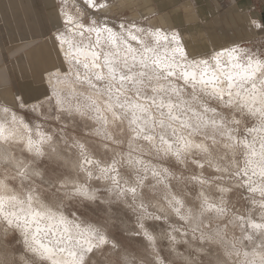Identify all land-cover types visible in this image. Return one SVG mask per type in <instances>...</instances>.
Listing matches in <instances>:
<instances>
[{"label":"snow or ice","instance_id":"1","mask_svg":"<svg viewBox=\"0 0 264 264\" xmlns=\"http://www.w3.org/2000/svg\"><path fill=\"white\" fill-rule=\"evenodd\" d=\"M111 4L112 0H87V7L95 9L97 13L94 18L90 17L85 21L91 25L88 31L94 32L97 37L96 46H99L101 34L104 33L106 34L104 39L110 43L115 51L104 54L102 66L98 63L101 55L99 52L85 53L79 49L77 50L81 55L91 57L90 60H77L78 63H83V68L87 70L83 77L78 75L77 79L94 90L95 96H86L87 103L78 105L75 112L82 118L87 117L103 125L112 124L117 128H122L124 122L127 121L130 137L113 136L105 127L104 139L110 142L111 145L127 143L129 150L124 153L113 147L111 148V155H109V143L102 145L105 151L101 152L94 144L89 142L87 136H82L81 139H71L69 146L76 150L75 159L72 160L66 158L61 152H57L53 147L51 142L54 134H46L37 128L36 135L38 138L33 140L28 137L25 144L27 151L33 154L32 162L35 163L45 156L41 146L46 143L49 144L51 150L48 153V158L50 161L63 162L62 166L72 164L78 172L84 173L85 184L76 185L74 191L77 195L91 201L98 200L100 197L97 193L101 191L99 187L89 190L86 186L87 181L93 177V173H97L95 177L97 180L108 181L109 184L104 186V191L110 195L105 198L104 203L111 206L119 202L116 206L117 213L124 211L135 216L131 234L145 252L151 249L150 255L152 258L147 260V264H264V137L261 138L259 150H257L254 144L246 138L237 139L233 135V131L225 126L223 120L219 122L214 119L209 121L204 119L202 114L193 112L196 122L190 123L188 119H182L180 115L176 114L174 109L180 106L174 104L170 98L166 101L165 96L169 92L177 96L180 95L179 89L174 84L169 83V77L177 76V69L180 78L186 83L188 81H195L203 85L213 83L214 94L221 99L225 92L217 87L214 82L223 83V81L215 73L205 79L208 60H189L188 57L193 54L185 49L179 32L165 33L160 28L155 30L152 28L145 29L139 27L136 21H124L116 25L115 27L120 29L119 32L115 31L114 27H109L107 20L102 19V17L109 14ZM61 14L65 16L66 24L75 23L78 28H84L85 25L75 21L71 15ZM245 20L251 28H258L260 32H264V17L256 20L245 16ZM59 22L60 15H57L53 22L57 34L53 35L52 39L54 42L59 41L63 45L69 42L66 40L64 33L59 31ZM79 34L82 36L84 32L81 31ZM160 41L173 45L171 57L162 58L157 54ZM69 48L71 49L70 43ZM165 51H168L167 46H165ZM236 51L235 48L228 50V55L234 60L239 59L235 55ZM221 55L220 52H217L213 57L217 66L220 64L219 58ZM200 65H204L205 69L197 79L195 69ZM233 67L243 69L242 74H238L241 80L253 81L258 72H264V61L253 60L249 57L246 67L240 64H234ZM225 77L228 81V89H238L235 92V96L240 97L237 110L241 112L246 110L250 116L259 114V128H246L245 131L249 134H253L258 130L264 132V91L258 89L256 83L253 82L251 88L245 90L241 95L239 89L243 88L244 85L235 83L231 74L226 73ZM94 81L102 82V84L98 86ZM161 81H164V83H161ZM260 83L264 85V79ZM2 87L4 85L0 83V88ZM227 95L229 97L227 103L232 104L233 92L228 91ZM44 96L45 100L39 101L37 104H30V98L21 89H16L11 98L0 94V111L11 112L12 109L19 110L28 107L32 112L44 109L41 115H46V104L63 109L61 98L54 87L51 94L46 90ZM101 97H106V99L101 100ZM257 104L259 107H257ZM154 110L159 113L158 117L154 115ZM204 111L215 112V109L205 107ZM12 117L13 120L16 119L14 112ZM61 118H66L63 111L54 113L53 119L59 120ZM20 123L25 129L29 128L22 120ZM231 123L239 125L241 121L233 118ZM209 126L214 131L219 130L222 137H227V142L222 145L223 149H230L233 152L239 149L246 156L243 168L237 167L236 162L231 157L228 158L227 162H224L225 157H228V152L225 151L223 155H220L216 147L218 141L215 135L205 132L203 133L204 139L199 143L196 142L193 137L201 134L202 129ZM85 127H89V125L85 124ZM93 131L95 135L101 133L100 129H94ZM7 138L4 126L0 125V139ZM141 139L147 142L150 154L161 156L162 159L174 158L175 164L192 169L191 174L184 179L199 185L200 190L195 196V200L199 201L198 204L194 201H188V203L193 204V207H186L185 197L187 193L181 190L178 184L172 185L173 188L177 189L175 193L166 192L163 203L150 195L155 185L149 179L148 173L150 172L156 183H163L167 190L169 186L166 180L168 177L173 176V172L168 168L149 167L139 156L134 158L133 144ZM81 140L84 142L82 143ZM208 141H211V143H208ZM65 143L69 144V139H65ZM140 150L142 151V149ZM95 156H98L99 159H95ZM255 157L259 159H253ZM2 160H9L10 166L16 169V175L22 180L29 179V176L41 175L35 168L30 167V164L25 160H13L7 156H0V161ZM257 167L259 168L258 174L261 177L259 184L252 179V176L257 175ZM250 168L251 174L249 172ZM209 169H214L215 173L219 175H205ZM224 173L230 174L227 184H225ZM61 180L64 183L70 182L62 173H58L51 182L58 183ZM240 189L259 194V201L255 199V196L248 198L252 204L259 205L260 215L258 218L253 215L250 208L242 205L243 211L237 212L235 206L229 203L231 198L243 199ZM9 191L8 185L0 180V218L5 220L9 226L4 229L3 233H0V248L4 247L3 236L9 230H19L23 238L21 242L27 249L41 256L46 254L47 258L51 259L57 250L41 243L38 238L39 228L33 232L29 227V217H31V221H37L38 217L42 218L49 215L50 210L42 212L32 209L33 196L29 193L27 195L29 202L27 214L18 215L16 212H5V203H23L14 194L6 195ZM229 208L233 210L230 212ZM20 211L24 213L23 208ZM205 213L212 214L205 217L207 219H219L227 216L225 228L229 223L239 226L241 235L239 237L234 236L229 240L226 239V232L219 227L215 229L211 227L204 228L203 220L199 218L204 217ZM172 216L178 217L179 221L186 223L182 224L180 228L170 226L171 233L167 230L157 231L156 225L149 222L161 219L167 220ZM49 218H51L50 215ZM109 219H111V216H109ZM60 223H64L63 217H61ZM192 223H195L196 227H192ZM76 227L79 229V225ZM64 231L68 232V228L65 227ZM197 232H199V235H196ZM172 233H175V235ZM257 233H259L260 241L258 250L255 244ZM71 239V237H68L69 241ZM162 239L170 241L169 255L161 256L160 251L157 250V242ZM193 241L197 242L195 252L191 250ZM244 241L251 242L252 250L250 252L243 250L246 247ZM61 242L60 240L55 241L56 244ZM178 244L184 248V252L176 251V245ZM73 247L80 249L81 254L79 256H77L76 251L67 246L59 249V252L67 251L68 256L72 257V260L65 262V264H85V256L88 253H91L92 257L87 264H114L113 256L118 258L115 264H133V261L123 254L127 250L124 240L108 231L107 222L101 228L89 225L88 228L81 230V239ZM185 252L187 255H185ZM5 253L8 254L7 249H5ZM171 253H175L176 258H173ZM241 256L244 259H233V257L239 258ZM6 264H15V262L6 261ZM53 264H60V262L53 260ZM141 264H145V261L142 260Z\"/></svg>","mask_w":264,"mask_h":264},{"label":"rangeland","instance_id":"2","mask_svg":"<svg viewBox=\"0 0 264 264\" xmlns=\"http://www.w3.org/2000/svg\"><path fill=\"white\" fill-rule=\"evenodd\" d=\"M58 1L61 11L62 9H66L67 11L71 12L72 15H74L73 18L75 19V21H79V23H83L85 25L83 29H80L76 26V24H72L73 26H71L70 24L63 25L64 22H62L61 20L63 24L59 28V30H62L64 27H69L71 29L70 31H68L67 37L71 44V52L68 51V54H65L60 42L53 41L52 36L55 35L54 32H56L54 31L51 34V39L53 41L54 47L51 45L49 46V44L47 48L45 46H42L43 49L46 48L53 52L54 59H49V54H46V59L40 58V60H42L44 63L39 66L32 62L33 60H31V64L27 65V62L22 59L18 63H14L12 65L11 71L16 75V79H22L18 86L16 83L15 85L17 89H21L27 94V96L30 98V104H37L39 101L45 100L46 98L44 96V92L47 90L48 93L51 94V91L54 87L61 98L63 109H60L58 107L54 108L53 106H49L46 104V115H41L44 109H39L37 112H32L28 109V107L19 110L12 109L11 112L0 111V125L4 126L5 136L8 137L7 139H0V156H7L12 158L13 160H25L30 164V167L35 168L36 171H39L41 173L40 176H29V179L22 180L16 175V169L10 166L9 160H2L0 161V180H3L5 184L8 185L10 191L6 194L16 195L17 199L23 201V203L28 202L27 195L30 193L33 196V200L31 201V203H35L38 205V208H36L37 210H39L43 205H46L45 207H50L54 209L55 212L57 211V213L60 212L59 214H64L65 217L67 216L69 220L80 223L84 226L91 225L96 228H101L105 225V222H107L108 231H110L114 235L121 237L124 240V243L127 246V250L123 254L128 256V259L132 260L133 264H141L142 260L145 261V264H147V260H150L152 258L150 255L151 249L145 252L143 248L139 244H137L136 238H134L131 234V230L134 227L135 216L130 212L125 213L124 211H121L117 213L116 206L119 202L111 206L104 203L105 198L110 195L104 191V186L109 184L108 181L97 180L95 178L97 173L94 172L93 177L87 181L86 186L89 188V190H93L94 188L99 187L101 191L98 192L97 195L100 198L95 201L88 200L82 196L76 195L74 191L76 185L85 184L86 178L83 172H78L72 164L62 166L63 162L55 163L53 161H50L48 158V153L51 149L49 147V144L47 143L41 146L43 151L45 152V156L40 158L39 161H36L35 163L32 162L33 154L29 153L25 148L28 137H31L33 140H36L38 138L36 132L37 128H39V131H42L46 134H54L53 141L51 142L53 147H55L57 152H61L66 158H71L72 160L75 159L76 150L69 146L71 143V139H81L82 136H87L89 142L94 144L95 147L98 148L101 152L105 151L102 145L104 143H109V155H111V148L113 147H115L117 151H123L124 153H127L129 150L127 143H122L120 145H111L110 142L104 139L105 127L109 132L113 134V136L120 135L122 138L130 137V131L128 129L127 121L124 122L122 128H117L112 124L103 125L96 120L88 119L87 117L82 118L78 113L75 112V108L78 105L87 103V101L85 100L86 95L95 96L94 90L90 89L86 83H83L81 80L77 79L78 75L80 77H83V75L87 71L83 68V63H78L77 60H90L91 57L81 55L75 50L77 48H80L83 49L85 53L91 51L99 52L101 55L98 63H100L102 66L104 54L110 51L114 52L115 50L111 46L107 45L106 42L101 40L99 46H96L97 37L95 33L88 31V28L91 25L90 23H86L85 21L90 17H95L92 16V13L97 14L95 9L87 7L86 3H70L66 5L64 4V0ZM151 1L153 2L150 4H141L136 6L131 5L130 7H126L123 4L125 3V0H117L115 5L112 2L111 11L106 17H102V19L105 18L104 20H107L108 26L114 27V30L117 32H119L120 29L118 27H115L116 25H119L124 21H136L139 27L145 29L152 28L153 30H155L156 28H160L164 32L180 31L179 33L183 35L181 30L187 28L188 25H185V23L182 26L179 25V27L181 28L179 29L178 24L180 23L177 20L179 16H157L159 10L164 9L165 7L164 5L158 4L157 1L161 0ZM156 10L158 12H156ZM175 19L177 20L176 23ZM81 31L84 32V35L82 36L79 34ZM190 34L191 40H189L190 42L188 43V45H186L187 47L189 46V48H191L190 52L193 54V58L199 57L206 58V60H211L215 52H220V48L208 49L207 47L206 49L208 50L205 49L206 51L200 49L202 47H205L204 45H202L200 48L198 46L193 47L194 42L192 41V39L195 38V36L200 38V41H202L203 38L201 37L199 31L196 32V30L190 31ZM64 35L67 36L66 33H64ZM48 39L49 36L45 37L44 41ZM186 39L187 38H184L185 42L187 41ZM230 47L237 49L236 54H238V61L240 64L246 65L249 57H251L252 59H259L264 61V36ZM241 49L243 51H240ZM31 66L32 68L30 69ZM50 66L52 69L48 71V68ZM43 70L47 71L43 72ZM104 71H106V69H104ZM38 72H42V74H37V76H35L36 80H34L32 75ZM37 77H40L41 79ZM49 81L51 82L49 83ZM169 81H172L173 84L176 82L174 85L180 89L183 97V102H185L189 106L193 105L195 110L197 109L196 111L199 112L200 110L199 113L202 114L207 113V115L212 118V120L214 119L218 122L223 120L224 118L223 122L225 126L233 131V135H235L237 139L246 138L247 140H249V142H251L252 139L254 140L259 136L257 132L249 134L247 131H245L246 128L251 127H256L258 129L257 126H259V114H257L256 116H250L247 114L246 110H244V112L238 111L237 105L228 104L226 102L223 103L222 101L218 102L219 100L215 99L213 95L201 89H198L197 91L191 85L183 82L182 79L179 78V76L169 77ZM162 82L164 83V81H161V83ZM94 83H97L98 86L102 84V82L95 81ZM168 94L165 97L170 98L171 101L174 102V104L181 105V103H183L181 102V99L178 100L179 97L170 96ZM189 94L191 97L189 96ZM191 98L193 99L191 100ZM100 99L103 100L106 99V97H101ZM193 103L195 104V106ZM205 107H207L208 109H215V112L208 111L210 112L208 114V112L204 111ZM59 111H63L66 118H61L59 120L53 119L54 113ZM164 111L167 112L166 109H164ZM178 111L180 110L176 108V114H178ZM13 112L16 115L15 120H13L12 117ZM105 115L107 114L105 113ZM154 115L158 117L159 113L155 112L154 110ZM233 118L240 120L241 123L239 125L232 124L231 121L233 120ZM21 120L29 126L28 129H25L23 127V125L20 123ZM85 124L89 125V127H85ZM94 129H100V135H95L93 131ZM204 130L205 129H202L201 134L193 137L196 142L199 143L204 139L203 133L205 132L211 135H215L216 140L218 141L216 147L218 148L220 155H223L225 151L228 152V157H225L224 162H227L228 158L231 157L232 160L236 162L237 167H244L246 156L239 149H237L235 152L230 149H223L222 145L223 143L227 142V137H222L219 130L214 131L211 126L206 128L205 131ZM157 131H159V129H157ZM65 139H69V144L65 143ZM258 139H260V137ZM81 142L83 143L84 141L81 140ZM208 143H211V141H208ZM133 149L134 158L136 156H139L149 167H155L157 169L168 168L171 172H173V176L168 177L166 180V183L169 186L167 190L165 189L163 183H156L155 179L151 177L150 172L148 173L149 179L152 180V183L155 185V188L150 194L151 196L155 197L157 200L163 203V197L165 196L166 192L175 193L177 189L173 188L172 185L178 184L179 188L187 193V196L185 197L186 207H193V204L188 203V201H194L196 204L199 203L198 200H195L196 193L200 190L199 185L190 183L184 179L186 176H189L191 174L192 169L184 168L181 165L175 164L174 158L162 159L161 156L150 154L147 148V142L143 141L142 139L138 140L136 144H133ZM140 149H142V151ZM213 155L215 156L216 154L214 153ZM94 158L99 159L98 156H95ZM229 166L232 167L231 165ZM121 171H123V169H121ZM197 171H199V169H197ZM58 173H62L64 177H66L70 182L64 183L63 180H61L58 183H52L51 181L55 179ZM209 174L219 175L218 173H215L214 169H209L205 173V175ZM223 175L225 177V184H227L229 182L230 174L224 173ZM125 179H127V177H125ZM256 182L259 184L261 181ZM240 192L243 194V199L231 198L229 200V203L235 206V210L237 212L243 211L242 205L250 208L253 212V215L258 218L260 215L259 205L252 204L248 198L255 196V199L259 201V194L250 193L246 191V189H240ZM153 202L155 203V201ZM40 203H42V205ZM7 208L6 206H4V211H7ZM232 210V208H229L230 212ZM211 215L212 214L210 213H205L204 217L199 218L203 220L204 228L211 227L215 229L219 227L226 232V239L229 240H231L234 236L239 237L241 235V229L239 226L229 223L225 228V221L228 219L227 216L220 217L219 219L205 218ZM109 216H111V219H109ZM149 222L156 225L157 231L167 230L169 233H171L170 226L180 228L182 224L186 223L183 221H179L178 217L175 216L169 217L167 220L161 219ZM191 226L196 227V224L192 223ZM8 227L9 226L7 225V222L0 218V233H3V230L7 229ZM172 234L175 235V233ZM11 235H14L15 238L19 240L23 239L19 230H9L7 234L3 236V239ZM196 235H199V232H197ZM259 242V233H257V236L255 238L257 250L259 248ZM196 243L197 242L193 241L191 249L193 252H195ZM169 244L170 241L167 239H162L157 242V250L160 251L161 256L169 255ZM244 244L246 245V247L243 250L250 252L252 250L251 242L244 241ZM25 248L26 247L22 245L21 251H24ZM176 251L184 252V248L178 244L176 245ZM171 255L173 258H176L175 253H171ZM185 255H187L186 252ZM25 256L27 259L35 261V264H52L51 261L46 260V258L44 259L43 256L41 258L40 256H35L30 252H26ZM91 257L92 254L89 253V255L85 258V264H87L88 260ZM117 259L118 258L116 256L112 257L114 264ZM233 259H244V257H233Z\"/></svg>","mask_w":264,"mask_h":264},{"label":"crops","instance_id":"3","mask_svg":"<svg viewBox=\"0 0 264 264\" xmlns=\"http://www.w3.org/2000/svg\"><path fill=\"white\" fill-rule=\"evenodd\" d=\"M112 2L115 5L117 0ZM152 2L151 0H125L123 4L130 7ZM157 2L165 7L159 12L156 10L157 16H179L177 19L180 23L179 29H181L179 25L182 26L184 23L188 25L181 30L183 35L188 36V33L193 30L199 31L206 42L203 50L207 47L214 49L233 46L264 36V32H260L258 28H251L245 20V16L256 20L264 17V0H161ZM60 11L58 0H0V83L4 85L0 88V93L3 96L11 98L12 93L17 89L15 83L18 86L22 81V79H16V75L11 71L14 63L24 59L29 65L33 60L32 62L39 66L44 63L40 58L46 59V54H49V59H54L53 52L46 48L48 44L53 46L51 34L54 31L57 32L53 22L57 15L61 16ZM177 20L175 19V23ZM61 26L60 19L58 27ZM47 36L49 39L44 41ZM42 46L46 48L43 49ZM51 69L50 66L48 71ZM45 71L47 70H43ZM37 74L42 72L33 74L34 80Z\"/></svg>","mask_w":264,"mask_h":264},{"label":"bare ground","instance_id":"4","mask_svg":"<svg viewBox=\"0 0 264 264\" xmlns=\"http://www.w3.org/2000/svg\"><path fill=\"white\" fill-rule=\"evenodd\" d=\"M65 2H64V4H70V3H76V4H79V3H86L87 4V0H64ZM74 1V2H73ZM65 9V8H64ZM61 13H66V14H68V15H71L72 17L74 16V15H72L71 14V12H69V11H67L66 9L65 10H63L62 9V11H61ZM97 14H95V13H92V16H96ZM60 19L62 20V22H64V24L63 25H66V23H65V16L64 15H62V16H60ZM105 19V18H104ZM75 20V19H74ZM82 20V19H81ZM73 24H75V23H73ZM71 26H73L72 24H70ZM111 25V24H110ZM71 29L68 27H64L62 30L60 29L59 31L60 32H63V33H66L67 34V36L66 35H64L65 36V38H66V40L70 43V41H69V39L67 38L68 37V31H70ZM180 32V31H179ZM165 33H171L170 31L169 32H165ZM55 34H57V32L55 33ZM194 34H195V32H194ZM105 35L106 34H104V33H102L101 34V37H100V40L101 41H104V42H106L107 43V45H109V46H111L110 45V43H108L105 39H104V37H105ZM181 35V34H180ZM191 34H190V32L188 33V36L186 35V36H183V35H181V40H183L182 41V43H183V45H184V47H185V49L187 50V51H190V49L191 48H189V46L187 47V45H188V43L190 42L189 40H191V36H190ZM184 38H187L186 40V42H185V40H184ZM202 39V38H201ZM192 41L194 42L193 43V47H195V46H198L199 48L202 46V45H205L206 44V42L204 41V39H202V41H200V38H198V37H196L195 36V38H193L192 39ZM69 43H64L63 45H61L62 46V48H63V52L65 53V54H68V51L69 52H71V50L72 49H70L69 48ZM187 44V45H186ZM71 45V44H70ZM165 46H167V48H168V51L166 52L165 51ZM191 46V45H190ZM112 47V46H111ZM160 48H157V54L158 55H160L162 58L163 57H171V55H172V53H171V48L173 47V45H171V44H167V42H165V41H160V46H159ZM205 47H206V45H205ZM69 48V49H68ZM113 48V47H112ZM204 47H202V48H200V49H203ZM80 50V51H82V52H84L83 51V49H80V48H77L75 51L77 52V53H79L80 54V52H78L77 50ZM114 49V48H113ZM216 49V48H215ZM229 49H233L232 47H230V46H225V47H223V48H220V53L222 54L221 56H220V64H219V66H217V64H216V62H215V60L213 59V57L216 55V53L217 52H215V54L212 56V58H211V60H208V65H207V76L205 77V79H208L209 77H211L212 75H213V73H215L217 76H219L220 77V80L221 81H223V83H220L219 81H217V82H214L215 84H216V86L217 87H219V88H221V89H223L224 90V92H225V95L223 96V98L221 99V98H219L216 94H214V91H213V83H209V84H207V85H203V84H200V83H198V82H195V81H188L187 82V84L188 85H191L194 89H196L197 91H198V89H201V90H204L205 92H208L209 94H211V95H213V97H215V99H217V100H219L218 102H226L227 103V101L229 100V97H228V95H227V92L228 91H232L233 92V98H232V100H233V102H232V104L233 105H238L239 104V102H240V97H236L235 96V92L238 90L237 88H233V89H228L227 88V83H228V81H227V79H226V77H225V74L227 73V74H231L233 77H234V82L235 83H237V84H243L244 85V87L243 88H241V89H239V91L241 92V95H243V93L245 92V90H247V89H249V88H251V84L254 82V83H256V85H257V88L258 89H260V90H262V91H264V85H261V83H260V81L262 80V79H264V72H258L257 74H256V77L254 78V80L253 81H243V80H241L240 79V76L238 75V74H242V72H243V69L242 68H240V67H233V65L234 64H240L239 63V61L238 60H234V59H232L229 55H228V50ZM115 50V49H114ZM237 50V49H236ZM216 51V50H215ZM211 52V51H210ZM238 53V52H237ZM211 55V54H210ZM235 55L236 56H238V54H236L235 53ZM248 55V54H247ZM261 55V54H260ZM205 57V56H204ZM241 57V56H240ZM199 58V57H198ZM193 58L192 57V55L191 56H189L188 57V59L189 60H192V59H195L196 61H201V60H206V58ZM209 59V58H208ZM253 60H255V59H253ZM247 63H248V61H247ZM247 63H246V65H244L245 67L247 66ZM245 64V63H244ZM240 65H243V64H240ZM204 69H205V66L204 65H200L198 68H196L195 70H196V72H197V79H199V76L201 75V73L204 71ZM189 70H191V69H189ZM177 71V76H179V78H180V73H179V70L177 69L176 70ZM182 81L183 82H185L183 79H182ZM163 83V82H162ZM169 83L170 84H173L172 83V81H169ZM176 83V82H175ZM174 83V84H175ZM186 83V82H185ZM195 84V86H193ZM180 85V84H179ZM178 88V87H177ZM179 89V88H178ZM188 89V88H187ZM86 91V90H85ZM179 91H180V89H179ZM195 91V90H194ZM200 92V91H199ZM183 93V92H182ZM201 93V92H200ZM196 94V93H195ZM168 95H170V96H177V95H175V94H173V93H171V92H169V94ZM185 95V94H184ZM87 96V95H86ZM167 96V95H166ZM189 96H190V94H189ZM188 96V97H189ZM177 97H179L178 98V100L179 99H183V97H182V94H181V91H180V95L179 96H177ZM191 97V96H190ZM195 98V97H194ZM165 99H166V101L169 99V98H166L165 97ZM193 98H191V100H192ZM175 100H176V98H175ZM178 100H177V102H178ZM225 100V101H224ZM174 101V100H173ZM186 101V100H185ZM181 102H183V100L181 101ZM188 102V101H187ZM196 102V101H195ZM207 102V101H206ZM174 103V102H173ZM192 103V102H191ZM238 103V104H237ZM178 104H179V102H178ZM194 104V103H193ZM204 104V103H203ZM179 106L180 107H178L177 109L178 110H180V111H178V115H180L181 116V118L182 119H188L189 120V122L190 123H195L196 121H195V118H194V116H193V112H196V113H199L200 112V110H199V112L198 111H196L195 110V108L193 107V105L192 106H189L188 104H186L185 102H183V103H181V105L179 104ZM194 106H195V104H194ZM226 107V106H225ZM257 107H259V105L257 104ZM216 110H218V109H216ZM234 110H235V107H234ZM175 111H176V109H175ZM203 111V110H202ZM201 111V112H202ZM247 112V111H246ZM210 112H208V114H209ZM222 113V112H221ZM200 114H202V113H200ZM203 115V117H204V119H206V120H209V121H211L212 120V118H210L208 115H207V113L206 114H202ZM210 116H212V115H210ZM214 116V115H213ZM215 118V117H214ZM223 120H224V118H223ZM257 120V119H256ZM229 122V121H228ZM252 125V124H251ZM210 127V126H209ZM258 128H259V126H257ZM229 129V128H228ZM206 130V129H205ZM204 130V131H205ZM215 134V133H214ZM257 134L259 135L256 139H252V141L250 142V143H253L254 144V147L257 149V150H259V142H260V140H261V138L262 137H264V132H262V131H257ZM213 135V134H212ZM256 137V136H255ZM260 137V139H258ZM166 138H168V137H166ZM249 141V140H248ZM221 147V146H220ZM232 153V152H231ZM253 159H255V160H258L259 158L258 157H255V158H253ZM249 172H250V174H251V168L249 169ZM256 172H257V175H255V176H252V179L254 180V181H261V177L259 176V168L257 167L256 168ZM7 195V194H6ZM25 199V198H24ZM23 199V200H24ZM25 201V200H24ZM34 203V202H33ZM28 202H25V203H22V204H17V203H15V202H7V203H5V205L4 206H6V208H7V211H5V212H16L18 215H24V214H27V212H28ZM41 205H42V203H40ZM37 204H32L31 203V207H32V209H34V210H37L36 208H38V205L36 206ZM40 205V206H41ZM46 205H43L42 207H40V209H39V211H42V212H44L45 210H50V212H49V215H50V217L51 218H49V215H45L44 217H38L37 218V221H31V217H29V221H30V223H29V227H30V229H31V231H33V232H35L36 231V229L37 228H39L40 229V232H39V234H38V238L40 239V241H41V243H43V244H45V245H48L49 247H53V248H55L57 251H56V253H55V255H53L52 256V258L51 259H48L47 258V255L45 254L44 256H43V258L45 259L46 258V260H49V261H51L52 262V264H53V260H57V261H59L60 262V264H65V262H67V261H71L72 260V257H70V256H68V254H67V251H65V252H59V249L60 248H63V247H65V246H67L68 248H72V250L73 251H76V253H77V256H79L80 254H81V252H80V249L78 248V247H73L74 245H76L77 244V241L78 240H80L81 239V230H83V229H86V228H88L89 226H87V225H82V224H80V223H76V222H73V221H71V220H69L68 218H67V216L65 217V215L64 214H59V213H57V211L55 212L54 211V209H52V208H50V207H45ZM13 208H16V209H13ZM21 208H23L24 209V213H21ZM61 217H63L64 218V223H60V219H61ZM164 221V220H163ZM77 225H79V229H77ZM65 227H67L68 228V232H65L64 231V229H65ZM20 232V231H19ZM68 237H71L72 239H71V241H69L68 240ZM56 240H60V241H62L60 244H56L55 243V241ZM30 253H32L33 255H35V256H40L41 258H42V256L40 255V254H38V253H35V252H32V251H30ZM88 255H89V253H88ZM88 255H86L85 256V258L88 256ZM48 261V262H49Z\"/></svg>","mask_w":264,"mask_h":264},{"label":"clouds","instance_id":"5","mask_svg":"<svg viewBox=\"0 0 264 264\" xmlns=\"http://www.w3.org/2000/svg\"><path fill=\"white\" fill-rule=\"evenodd\" d=\"M3 243L4 247L0 248V264H6V261H14L15 264H35V261L29 260L25 256V253L30 252V250L25 248L24 251H21V246L23 244L21 240L15 238L14 235L4 238ZM5 249H7V255Z\"/></svg>","mask_w":264,"mask_h":264}]
</instances>
